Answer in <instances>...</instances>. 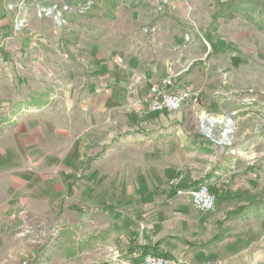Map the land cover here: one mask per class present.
I'll return each mask as SVG.
<instances>
[{
	"label": "crops",
	"instance_id": "crops-1",
	"mask_svg": "<svg viewBox=\"0 0 264 264\" xmlns=\"http://www.w3.org/2000/svg\"><path fill=\"white\" fill-rule=\"evenodd\" d=\"M155 1L142 0L123 19L116 14L111 34H78L69 59L58 51L61 39L29 37L31 45H39L40 60L79 62L71 71L26 69L16 93L51 86L53 105L24 116L14 131L0 136V214L13 209L31 217L51 213L86 242L71 253L67 246L45 245L37 254L51 256L41 264H130L149 252L189 259L201 250L200 240L214 234L215 210L201 212L188 196L169 195L166 181L181 174L187 187L205 181L219 189L231 177L232 157L186 128L189 116L182 120L165 112L148 119L129 110L136 97L168 75L183 80L177 87L200 93L197 78L206 54L197 40L186 42L182 26L170 17L196 25L198 9H188L186 0H170L159 17L149 12ZM31 13L33 7H24V26L44 24L35 18L33 25ZM65 22L66 30L75 25ZM3 23L9 25L8 19ZM149 27L154 31L145 32ZM27 34L13 32L10 38L21 42ZM52 44L51 50L40 49ZM200 98L201 93L185 106L198 109ZM94 145L97 152L80 176L84 153L90 155Z\"/></svg>",
	"mask_w": 264,
	"mask_h": 264
},
{
	"label": "rangeland",
	"instance_id": "rangeland-1",
	"mask_svg": "<svg viewBox=\"0 0 264 264\" xmlns=\"http://www.w3.org/2000/svg\"><path fill=\"white\" fill-rule=\"evenodd\" d=\"M20 1L22 3H19ZM88 1L89 8L85 9L84 13L80 12L79 8H84ZM141 1L0 0V136L4 138L2 134L14 131L15 124L24 116L46 111L53 105L55 92L51 86L40 89L39 85H35L27 93H16L18 89L14 90L15 85L26 69L37 73L40 65L48 72H53L56 68L72 70L74 64H79L74 58L71 60L74 64L40 60L37 51L39 45H31L29 37L46 35L49 39H61L62 44L58 45V51L66 54L69 59L72 56V41L78 34L87 37L92 35L93 38L102 37L103 33L111 34L115 31L113 23L118 21L116 16L120 13L123 19L127 13L138 9ZM218 1H185L186 7L192 8L191 11L195 7L198 9L193 20L197 22L196 25L185 23L173 14L170 16L182 26L183 35L189 38L186 42L197 40L201 52L206 54L204 63L199 66L201 76L197 78L201 81L199 108L191 111L190 105L185 106L184 103L173 115L182 117V120L189 116L191 125L187 123L186 128L204 136L215 145L216 150L232 157L234 169L231 170V177L226 178L225 184H221L219 189L214 186L215 230L205 242L200 240L201 250L189 259L182 254L178 257L154 254L179 258L180 264H264V23L255 25L246 19V15L236 11L232 13V18L217 17L216 21H213L212 16ZM161 2L156 0L154 5L149 7V12L154 13V16L162 17L170 0H167L168 3L160 11L157 6ZM54 5L62 12L60 19L75 23L71 29L66 30L69 27L65 26L66 23L59 25L54 14L39 15V8H52ZM64 5L69 9L64 11ZM24 7H33V25L35 18L46 20L44 24L30 29L24 26ZM7 19L9 25L3 23ZM13 32L18 35L21 32L28 34L24 35L26 38L20 42L10 38ZM53 44L40 46V49L51 50ZM170 76L172 75H168ZM176 80L175 85L179 89L177 84L183 83V80ZM154 113L156 114L138 115L150 119L155 118L158 112ZM203 117L219 120L232 118L235 123L231 140L218 142L206 133L201 120ZM224 128L223 122L216 121L212 133L218 134ZM91 144V141L86 142V149ZM108 149L111 147L104 148L101 152L105 153ZM94 151L95 145L89 152L90 155L84 153L80 176L91 162V154ZM183 180L181 175L178 187L191 188L185 187L187 184H183ZM168 192L174 190L168 189ZM13 211L14 209L0 214V264H22L23 261L33 264L35 260L41 264L51 256L37 254L45 245L49 244L53 248L67 246L69 253L72 247L86 244L85 240L78 239L80 235L70 233L64 225L57 222L51 213L31 217L20 212L21 210Z\"/></svg>",
	"mask_w": 264,
	"mask_h": 264
},
{
	"label": "built area",
	"instance_id": "built-area-1",
	"mask_svg": "<svg viewBox=\"0 0 264 264\" xmlns=\"http://www.w3.org/2000/svg\"><path fill=\"white\" fill-rule=\"evenodd\" d=\"M161 4L157 6L158 10L164 9V6L168 3L167 0H161ZM84 8L79 11L84 13L85 9L89 8L90 1H88ZM64 11L68 10L67 6H63ZM78 9V8H77ZM72 10V9H71ZM39 15L42 13L54 14L57 19V23L62 25L66 23L64 19H60L62 12L55 5L51 7H44L38 9ZM145 32H153L154 28H144ZM186 40L189 38L185 35ZM174 76H166L159 82L152 83L147 90V92L139 97H136L131 105H129V110L136 114H147V113H175L182 108L184 103L190 99H196L199 92L189 90L186 88H176ZM177 168L176 171H179ZM181 180V175H175L168 179L166 182V187L169 190H174L175 196L186 195L189 197L192 206L201 212H213L216 207V197L212 191L209 189V185L206 182L199 183L191 188L178 187ZM130 264H180L179 258H168L154 253H146L140 255L136 262H129ZM22 264H26L25 261Z\"/></svg>",
	"mask_w": 264,
	"mask_h": 264
},
{
	"label": "trees",
	"instance_id": "trees-1",
	"mask_svg": "<svg viewBox=\"0 0 264 264\" xmlns=\"http://www.w3.org/2000/svg\"><path fill=\"white\" fill-rule=\"evenodd\" d=\"M235 11L242 13L244 16L246 15V19L250 20L255 25L259 26L260 24L264 23V0H219L212 16V20L216 21L217 17L232 18V13ZM153 114L156 113H152L150 115ZM181 186L184 187L183 184H181ZM185 187L187 186L185 185ZM209 189L213 192L214 187L209 186ZM173 193L174 192H170L169 195H173ZM155 245H157V243ZM188 245L194 246L189 242ZM33 264H37L36 260Z\"/></svg>",
	"mask_w": 264,
	"mask_h": 264
},
{
	"label": "bare ground",
	"instance_id": "bare-ground-1",
	"mask_svg": "<svg viewBox=\"0 0 264 264\" xmlns=\"http://www.w3.org/2000/svg\"><path fill=\"white\" fill-rule=\"evenodd\" d=\"M56 17V16H55ZM57 18V17H56ZM202 122H203V130L210 134L211 136H213L218 142H228L229 140H231V131L234 129V123L235 121L232 118H227L225 117L224 119H217V118H206L203 117L201 118ZM218 121V122H223V124L225 125V128L221 131H219L218 134H213V126L214 123ZM207 124L209 126H207Z\"/></svg>",
	"mask_w": 264,
	"mask_h": 264
}]
</instances>
